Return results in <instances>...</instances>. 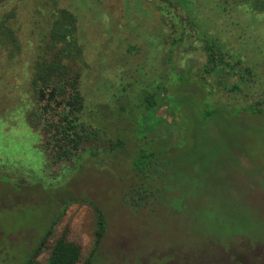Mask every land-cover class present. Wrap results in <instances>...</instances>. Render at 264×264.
<instances>
[{
    "label": "rangeland",
    "instance_id": "374dc122",
    "mask_svg": "<svg viewBox=\"0 0 264 264\" xmlns=\"http://www.w3.org/2000/svg\"><path fill=\"white\" fill-rule=\"evenodd\" d=\"M191 1L198 25L217 38L229 59L240 61L246 80L203 73L211 92L197 83L200 93H188L186 87L196 82L189 78L178 85L177 97L167 104L157 98L148 111L142 110V96L158 86L169 67L164 58L174 18L169 19L170 9L165 12L162 0L57 1L75 15L82 48V62L74 66L83 102L80 119L88 125L104 122L111 126L107 132L115 127L126 135L134 115L137 129L141 122L153 125L161 143L169 138L167 148L159 143L165 151L159 174L141 183L124 155L132 148L130 139L125 152L106 155V136L95 128L94 136L81 130L75 149L57 142L68 158L57 154L59 116L67 111L68 83L75 76L65 70L64 86L57 85L43 111L28 80L38 38L34 20L42 23L47 5L4 1L0 10L16 11L23 48L0 63V170L7 175L0 176V264H19L46 227L50 233L35 260L42 264L53 241L64 235L79 246L75 264H81L94 244L93 206L106 229L91 264H264V106L253 116L244 110L264 96V11L244 6L219 11L216 0ZM179 26L174 24L173 34ZM186 34L169 57L181 75L188 77L190 67L199 79L205 61L201 41L190 29ZM236 82L240 87L229 91ZM168 110L172 118L164 117ZM27 112L35 113L34 127ZM89 145L101 152L89 155L81 149ZM129 187L149 195L138 209L122 202Z\"/></svg>",
    "mask_w": 264,
    "mask_h": 264
},
{
    "label": "trees",
    "instance_id": "16d2710c",
    "mask_svg": "<svg viewBox=\"0 0 264 264\" xmlns=\"http://www.w3.org/2000/svg\"><path fill=\"white\" fill-rule=\"evenodd\" d=\"M5 0H0V7L4 4ZM58 0H43V5L46 4L47 8L45 13H41L42 23L39 19H35L34 22L38 27V38L34 44L35 54L33 62L29 65V87L35 95V100L40 104V108L46 112V106L55 98V91L57 85L64 86L61 76L65 70H70L74 76L73 81H67L68 85L72 88V93L69 95L66 101L67 111L61 114L59 117L63 122L62 128H58L59 137L54 140L53 145L57 150V154H60L66 158L69 156V152L66 148H63L61 144L57 142L62 141L70 144L72 149L77 146V140L80 138L81 130L87 134L92 135L97 129L101 135L106 136V148H104L105 154L111 153H123L125 152V143L130 139L132 142V148L127 155L129 160L130 170L133 172L136 180L141 183L142 180L148 177V175H158L159 158L162 153L160 148H167L170 145L169 138L165 137L162 143L156 138L153 132V125L149 128L143 127L142 122L136 128L134 115L129 116L127 121L129 124V132L126 135H122L115 130L107 132L105 127H111L110 125L95 121V124H85L80 119V114L83 107V102L80 94L76 89V79L79 76V72L74 66L82 62V48L76 37V19L75 15L68 9L58 6ZM164 3L165 12L171 11V17L173 20H169L170 30L166 33L165 38L169 39L167 42L168 49L166 50V56L164 61L169 64L168 71L163 73L164 79L159 81L158 86L150 88L147 93L142 96V110L148 111L156 107V99L159 98V103H168L169 97L178 96V85L185 83V81H196L193 85L187 88V92L192 94L200 93L198 87L205 86L207 88L206 94L211 92L207 87V84L202 81L203 73H212L225 75L232 73L236 75L243 83L245 82V75L240 68V61L229 59L230 54L223 50L221 44L217 38L211 36L206 32L203 27L198 25V21L195 19L192 11L193 3L191 0H162ZM215 6L219 11L228 10L231 7L244 6L250 12H263L264 0H216ZM38 7V6H37ZM163 10V9H162ZM163 10V11H164ZM40 12V10H38ZM164 14V13H163ZM16 17V11L13 7L6 8V10H0V63L5 58L13 59L23 48L22 39L18 34V27L14 25ZM178 22V32L174 33V24ZM44 23V24H43ZM43 24V25H42ZM187 28V29H185ZM194 31V35L201 41V48L205 56V61L200 70L199 79H195V70L188 67V77L181 75L183 70L181 68H175V65L170 60V55H175L177 48L175 46L180 43L184 37L187 36L186 31ZM170 56V57H169ZM248 72V68H244ZM182 76L184 78H182ZM241 82H236L228 86V90L235 92L240 87ZM200 86L197 87L196 84ZM124 91V89H123ZM157 94V95H156ZM264 95V94H263ZM156 96V97H155ZM170 100V99H169ZM43 103V104H42ZM256 107L253 105L244 106V110L248 115L253 116L261 112V107L264 106V96L255 100ZM168 108V107H167ZM169 111V110H168ZM44 112V113H45ZM172 118L174 113L171 111H165L164 117ZM35 113L27 112L26 120L30 127L35 126ZM107 122V121H106ZM87 127V128H86ZM95 128V129H94ZM88 129V130H86ZM124 134L126 133L122 127L119 128ZM138 132V133H137ZM158 140V141H157ZM161 143V147H159ZM65 144V143H64ZM85 153L89 155H96L101 152L99 147L89 145L85 148H81ZM0 170V176L7 178V175L2 174ZM135 183V182H134ZM133 183V184H134ZM136 184V183H135ZM132 187V186H131ZM127 188L122 195V202L131 205L134 209H138L141 202L147 201L146 190L141 193L133 192L132 188ZM136 194V198L133 199L132 195ZM154 198V196H152ZM142 198V199H141ZM96 212V228L94 230V244L89 254L81 264H91L94 257L95 250L100 243L103 234L106 229L105 220L101 211L93 206ZM50 233V227H46L42 232V235L38 238L34 246L27 251L23 260L19 264H39L35 257L41 250L45 243L47 235ZM79 259V246L69 241L64 235L57 237L49 250V253L42 264H75Z\"/></svg>",
    "mask_w": 264,
    "mask_h": 264
}]
</instances>
